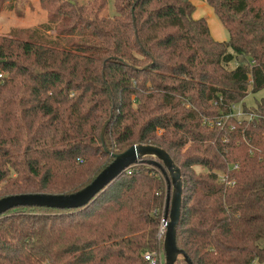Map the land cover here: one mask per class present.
<instances>
[{"label": "trees", "instance_id": "1", "mask_svg": "<svg viewBox=\"0 0 264 264\" xmlns=\"http://www.w3.org/2000/svg\"><path fill=\"white\" fill-rule=\"evenodd\" d=\"M113 1L108 16L110 0H40L55 7L46 23L0 35V199L76 193L116 154L155 145L182 173L179 249L193 264H264V97L244 103L264 91V0H205L229 41L193 0ZM153 159L86 208L3 214L0 264H150L169 177Z\"/></svg>", "mask_w": 264, "mask_h": 264}, {"label": "water", "instance_id": "2", "mask_svg": "<svg viewBox=\"0 0 264 264\" xmlns=\"http://www.w3.org/2000/svg\"><path fill=\"white\" fill-rule=\"evenodd\" d=\"M104 133L105 129L102 131L103 143ZM145 157H153L154 159L150 163L160 168L164 174L169 175L167 178L168 196L165 214L167 226L163 244L165 263L176 264L182 256L188 264H193L187 254L179 249L176 239L182 210V173L170 154L155 145H134L128 150L116 154L114 160L88 186L76 193L69 195L20 194L6 196L0 199V217L18 207H41L61 210L86 208L128 168L142 162Z\"/></svg>", "mask_w": 264, "mask_h": 264}, {"label": "rangeland", "instance_id": "3", "mask_svg": "<svg viewBox=\"0 0 264 264\" xmlns=\"http://www.w3.org/2000/svg\"><path fill=\"white\" fill-rule=\"evenodd\" d=\"M89 1L90 0H77V2L80 4H85ZM111 1L113 0H110L109 6L107 7V10L105 11V15H108V16H113L115 14L114 6ZM193 2L196 5V11H195L194 17L196 19H200V18L207 19L210 30H211L212 37L218 41H229L230 39L229 32L225 28V26L221 23L220 19L216 15L212 6H210L205 0H193ZM54 9L55 7H51V8L43 7L42 4L40 3V0H24L21 3L18 2L17 9L15 11L10 12V11L5 10V11L0 12V35H5L9 33L11 29H14V28L15 29L33 28L43 23H46L49 20V17L55 12ZM49 35L55 36L56 34L54 31H51ZM231 67L233 68V65H231ZM263 97H264V91H261L257 94H250L245 99L244 103L248 108H255L257 106V103ZM236 107H237V110H242V105H238ZM161 133L162 131L160 132V134ZM196 171L198 173H201V172H204V169L198 166L196 167ZM163 178H165V176ZM164 181H165V187H166V195L168 196L167 180L164 179ZM162 209L163 208H161V211H160L161 220L165 217L164 215L166 214V204H165V210H162ZM161 212H162V215H161ZM160 229L162 230L161 221H160ZM162 241H164V237ZM155 251L158 252L157 255L158 257L162 259V262L164 264L165 263L164 248L158 247V249Z\"/></svg>", "mask_w": 264, "mask_h": 264}, {"label": "built area", "instance_id": "4", "mask_svg": "<svg viewBox=\"0 0 264 264\" xmlns=\"http://www.w3.org/2000/svg\"><path fill=\"white\" fill-rule=\"evenodd\" d=\"M235 109V114L234 116L239 118V119H249L251 120L253 118V115H247L245 114L242 110H237V107L234 106L233 107ZM246 116V117H245ZM128 170V169H127ZM165 216V215H164ZM166 226H167V221L165 220V217L161 220V227L162 230L160 229L159 231V239L162 240L163 237L165 236L166 233ZM157 251L148 253L145 258L146 260L150 263V264H162V259L160 257H158L157 255Z\"/></svg>", "mask_w": 264, "mask_h": 264}]
</instances>
